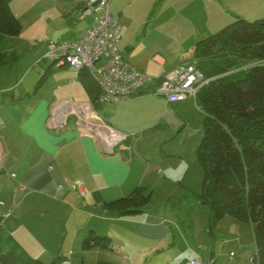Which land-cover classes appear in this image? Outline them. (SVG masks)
<instances>
[{"label": "crops", "instance_id": "obj_1", "mask_svg": "<svg viewBox=\"0 0 264 264\" xmlns=\"http://www.w3.org/2000/svg\"><path fill=\"white\" fill-rule=\"evenodd\" d=\"M80 2L45 0L32 12L33 21L29 23L47 31V26L60 20L73 26L74 35L69 39L73 40L94 21L78 28L86 19L80 17ZM112 2L122 26L120 50L132 66L153 77L190 62L196 43L226 27L235 17L248 20L264 14V0ZM22 28L23 32L25 27ZM25 59L28 56L23 54L18 63L0 67V215L6 237L3 248L16 249L44 262L62 256L64 264H76V251H68L67 257L60 243L73 241L69 246L78 251L84 237L93 230L97 235L111 236L115 248L132 240L142 245L149 257L147 264H177L171 252V239L176 235L171 233L167 214L174 192L166 191L160 205L150 204L137 216L119 217L100 205L126 197L137 187L151 189L154 196V187L201 176L196 156L200 143L196 140L183 150L169 147L164 151L156 145L175 134H192V121L198 115L195 107L200 112L197 101L188 98L170 104L162 98L140 96L107 105L105 119L100 115L104 122L131 136L126 151L107 156L96 138L76 123L69 121L64 130L53 129L48 123L52 107L60 101L55 97L56 77L69 73L63 71L67 65L54 71L53 64L48 63L47 79L38 87L40 71L46 69L43 67L38 74L33 67L43 57L33 56L28 67L22 64ZM43 63L41 60L39 64ZM75 73L69 82L81 85L87 92L90 100L82 103H92L93 96L83 85L80 72ZM112 114L120 119L118 126L112 123ZM201 117L199 126L203 127ZM79 181L86 187L85 196L74 189ZM112 246L82 253H96L97 264H117L112 260ZM209 256L199 258L215 264L214 256Z\"/></svg>", "mask_w": 264, "mask_h": 264}, {"label": "trees", "instance_id": "obj_2", "mask_svg": "<svg viewBox=\"0 0 264 264\" xmlns=\"http://www.w3.org/2000/svg\"><path fill=\"white\" fill-rule=\"evenodd\" d=\"M13 0H0V67L16 64L19 56L8 53L9 40L22 32L12 9ZM192 62L209 82L198 92L197 105L204 115L203 137L196 156L203 171L198 202L209 206V231L231 216L253 228L256 252L251 261L264 264V18L241 17L195 45ZM44 70L38 87L47 79ZM80 77L93 96L99 90L87 71ZM153 191L135 188L126 197L103 202L100 207L119 217L142 214L152 201ZM0 215V264H64L58 256L49 262L29 257L16 249H5ZM112 238L90 231L82 250L109 249Z\"/></svg>", "mask_w": 264, "mask_h": 264}, {"label": "rangeland", "instance_id": "obj_3", "mask_svg": "<svg viewBox=\"0 0 264 264\" xmlns=\"http://www.w3.org/2000/svg\"><path fill=\"white\" fill-rule=\"evenodd\" d=\"M113 1V0H112ZM111 1V13L115 15L114 5ZM45 0H13L12 9L16 16L18 17L22 26L25 30L21 32V36L12 37L9 40V45L7 48L8 53L15 52L16 55L22 57L23 54L28 56V59L23 60L22 64L26 67L31 65L33 56L43 57L44 47L49 41H67L72 39L74 35V28L69 27L67 24H63L60 20L55 21L54 24L47 26V31L35 23H29L33 21L32 12L35 8L39 6ZM264 14L257 17L249 18L248 21H254L256 19H263ZM94 19V16L87 17L83 22L78 25V28H83L90 21ZM23 29V28H22ZM42 41V42H39ZM126 57V56H125ZM126 59V58H125ZM42 60V59H41ZM36 64L34 68L35 72L38 74L43 71V67L47 69L49 62L44 61L43 64ZM63 71H68L69 73H63V75H58L56 77L55 83L58 84V90L55 93L56 100L64 99H74L76 103H82L89 101L90 98L83 89V87L74 82H69L70 78L76 76L75 69L70 65H67ZM52 68L55 70H61L58 66L53 65ZM42 69V71H40ZM67 69V70H66ZM40 71V72H39ZM78 72V71H76ZM209 82V80H208ZM194 100V99H193ZM103 107V108H102ZM96 108V112L103 118L105 112H107V105ZM195 107V103H194ZM197 117L193 118V130L192 134H175L170 138V140H161L156 142V145L163 147L166 151L170 148H181L186 149L190 147L191 143L196 140L200 143L203 137V127L199 126L201 110L196 109ZM112 123L117 125L120 119L116 115L112 114ZM203 120V116L201 117ZM105 119V118H104ZM75 118H71L70 124L75 123ZM201 120V122H202ZM121 124L124 122L121 121ZM118 126V125H117ZM183 143V145H181ZM190 155L188 156V159ZM180 160V159H179ZM203 181V173L201 176H193V178H188L184 182H176L174 185L168 186H157L152 188L154 190V196L150 204L160 205L166 191L174 192L172 200H170V209L167 210L168 218L171 219L169 222V227L171 230L172 237L171 252L175 255L177 259V264H186L195 258H201L203 256L208 257L213 255L216 259L215 264H235L238 261L243 262V264L251 263L254 253L256 252V242L251 225L241 222L231 216L226 217L220 223H218L217 229L213 235L209 231V206L202 204L197 201L196 195L201 192ZM147 193L151 191L147 187ZM111 237V236H109ZM176 238V240H174ZM131 240V239H128ZM127 242V243H126ZM125 243L114 248V261L117 264H147L149 257L146 248L142 245L126 241ZM73 241L68 240L67 242L60 243L62 253L69 257L68 251H76L74 256L75 263L80 264H97L96 253H90V255H84L82 253L81 244L80 248H73ZM114 244V243H113ZM77 246V245H76ZM67 254H66V253ZM233 252V253H232ZM236 257H235V254ZM81 254V255H80ZM210 257V256H209ZM106 259V258H105ZM176 264V263H175Z\"/></svg>", "mask_w": 264, "mask_h": 264}, {"label": "built area", "instance_id": "obj_4", "mask_svg": "<svg viewBox=\"0 0 264 264\" xmlns=\"http://www.w3.org/2000/svg\"><path fill=\"white\" fill-rule=\"evenodd\" d=\"M112 0H81L80 17L94 16L91 26L77 38L49 41L44 61L56 66L70 65L78 72L87 71L96 84L97 103L114 105L140 96H153L173 104L193 98L208 83L196 62H185L160 77H153L132 66L119 48L122 26L111 13ZM44 70L42 71V73ZM71 118L77 126L93 135L105 154H118L128 149L131 136L109 126L96 112L94 103H76L70 99L58 101L51 109L49 125L53 129L67 127ZM82 196L84 184L74 185ZM187 264H214L212 260L195 258ZM250 264H256L251 261Z\"/></svg>", "mask_w": 264, "mask_h": 264}, {"label": "water", "instance_id": "obj_5", "mask_svg": "<svg viewBox=\"0 0 264 264\" xmlns=\"http://www.w3.org/2000/svg\"><path fill=\"white\" fill-rule=\"evenodd\" d=\"M66 127H63V128H60V129H56V130H64ZM104 155H107V156H112V155H114V154H105V153H103Z\"/></svg>", "mask_w": 264, "mask_h": 264}]
</instances>
